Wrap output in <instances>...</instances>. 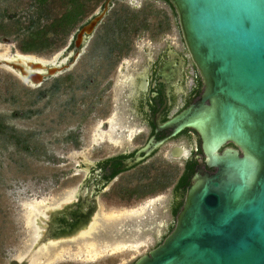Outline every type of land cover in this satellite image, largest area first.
I'll use <instances>...</instances> for the list:
<instances>
[{"label":"rangeland","instance_id":"rangeland-1","mask_svg":"<svg viewBox=\"0 0 264 264\" xmlns=\"http://www.w3.org/2000/svg\"><path fill=\"white\" fill-rule=\"evenodd\" d=\"M103 1L0 0V54L56 58L71 46L76 28ZM99 33L106 38L102 37L92 54L96 59H86L84 53L71 68L40 85L0 64V264L34 250L35 217L42 208L74 192L87 175L79 157L90 161L94 152L103 153V147L116 149L105 141L94 144L91 138L96 121L107 116L111 99L92 81L96 67L109 66L111 61H102L116 59L117 52L121 59H146L141 46L156 52L174 39L191 59L178 16L165 0H113L86 50L92 49ZM169 159L159 156L140 163L99 194L98 219L106 234L98 228L91 236L49 244V252L33 260L34 264H133L175 224L168 200L183 159ZM160 162L163 166L156 165ZM159 195L157 208L154 197ZM149 207L157 212L158 221L163 220L160 225L148 221L153 215ZM143 215L145 228L136 235H107L117 229L115 221L133 222Z\"/></svg>","mask_w":264,"mask_h":264},{"label":"water","instance_id":"water-1","mask_svg":"<svg viewBox=\"0 0 264 264\" xmlns=\"http://www.w3.org/2000/svg\"><path fill=\"white\" fill-rule=\"evenodd\" d=\"M110 1L80 29L75 46L56 58L14 52L0 56V64L33 85L71 68L84 34ZM169 1L203 89L164 126L172 134L195 129L205 160L191 177L174 227L133 264H264V0ZM97 200L76 189L50 205L37 219L40 234L32 248L75 237L92 222ZM9 264H27V258Z\"/></svg>","mask_w":264,"mask_h":264},{"label":"flooded vegetation","instance_id":"flooded-vegetation-1","mask_svg":"<svg viewBox=\"0 0 264 264\" xmlns=\"http://www.w3.org/2000/svg\"><path fill=\"white\" fill-rule=\"evenodd\" d=\"M106 1L104 0L96 11L92 12L87 19L79 24L69 47L75 46L80 29L104 8ZM131 1L134 3L135 0ZM165 1L174 9L169 0ZM112 5L113 0L110 1L109 9ZM109 9L94 30L90 34H84L78 59L84 53H87L85 55L86 59L97 58L92 54L102 37L106 38V34L99 33L96 35L92 49L86 50L85 48L91 42L95 31ZM170 42L156 52H152L148 45L141 46L147 52L146 59H138V57L121 59L120 52H117L119 54L117 57L115 56L116 59H104L105 61H102L107 63L111 61L109 66L106 64V66L98 65L96 67V74L93 75L92 81L96 85L100 84L102 92L110 94L111 99L107 116L96 121L91 138L94 144L105 141L115 144L116 149L103 147V153L94 152V157L90 161H83L79 157L81 161L79 164L87 171V175L77 189L79 195L83 193L86 197L90 193V198L96 197L98 199L99 194L108 189L110 184L118 181L126 171L135 168L140 163L149 162L153 157L157 158L159 156L167 160H170V157L181 158L183 159L180 162L181 173L171 188L170 199L168 200V207L172 214L171 220L175 223L177 213L184 203L191 177L197 170L198 165L205 160V155L201 148L200 136L195 129L185 127L178 133L172 134L173 129L165 127L164 124L199 97L203 89V80L192 58L189 59L183 50L178 49L180 44L176 45L175 39ZM183 42L189 53L184 38ZM148 43L150 44V41ZM111 52L109 50V54ZM110 57H113L112 54ZM104 70H106L105 75L99 74V71ZM113 92L114 97H112ZM99 99H102V97L100 96ZM182 140H184V143H182ZM155 141H158V143L154 144ZM148 145L151 146V150L147 153L142 149ZM167 145L169 147L165 149ZM138 154L140 155L139 159L136 158ZM128 161H131V163L128 164ZM156 165L163 166L161 162L156 163ZM208 169L214 170V168ZM161 197V195L154 197L157 208L161 205ZM97 202L98 208L95 217L97 224L91 234L97 231L98 228L106 234V227L98 219L100 203L98 200ZM176 208H178L177 211ZM149 209L153 215L148 221L154 225L158 221L157 212L151 207ZM143 218L144 215L136 217L133 222H129L126 218L117 220L115 221L118 223L117 229L109 231L107 235L121 236L128 232L136 235L141 229L145 228L142 225ZM162 221V219L158 221L159 225ZM48 245L43 247L40 252L35 253L33 260L43 259V253L49 252Z\"/></svg>","mask_w":264,"mask_h":264},{"label":"bare ground","instance_id":"bare-ground-1","mask_svg":"<svg viewBox=\"0 0 264 264\" xmlns=\"http://www.w3.org/2000/svg\"><path fill=\"white\" fill-rule=\"evenodd\" d=\"M18 55H22V56H24V55H26V54H23V53H20V52H16ZM11 54L12 53H10V54H0V56L1 57H8V56H11ZM32 57L31 55H26V57ZM75 193V191L74 192H72L70 195H68L67 197H64L63 199H60L57 203H53V204H50V205H55V204H58L59 202H61V201H63L64 199H69V198H71L72 197V195ZM50 205H48V206H46V207H44V208H42L41 209V211H40V213H39V215H38V217H35V219H34V221H35V224L37 225V232H36V239L38 238V236H39V234H40V227H39V225H38V222H37V219H39V217H41L43 214H44V212H45V209H47L48 207H50ZM97 211V210H96ZM95 211V214L93 215V219H92V222L91 223H89V225H88V227H86V228H84V229H81V231H79V233L75 236V237H73L71 240H74V239H77V238H79V237H85V236H91L92 234H91V232H92V230L94 229V227L96 226V224H97V221H96V219H95V217H96V212ZM41 215V216H40ZM36 239H35V241H36ZM34 241V242H35ZM58 241H62V240H57V241H54V242H51V241H48V243H45V244H43V246H41V247H39L38 248V250H37V252H40V250H42V248L43 247H45V246H47L48 244H56V243H58ZM34 242H33V244H34ZM32 244V245H33ZM36 252V253H37ZM34 255H35V252H33V251H31V249H30V251H28L27 253H25L22 257L20 256V257H16V258H18V259H23L24 257H26L27 258V264H34V261H33V259H34Z\"/></svg>","mask_w":264,"mask_h":264},{"label":"trees","instance_id":"trees-1","mask_svg":"<svg viewBox=\"0 0 264 264\" xmlns=\"http://www.w3.org/2000/svg\"><path fill=\"white\" fill-rule=\"evenodd\" d=\"M177 210H178V208H176V211H177ZM173 227H174V225H173ZM173 227H172V228H173Z\"/></svg>","mask_w":264,"mask_h":264}]
</instances>
